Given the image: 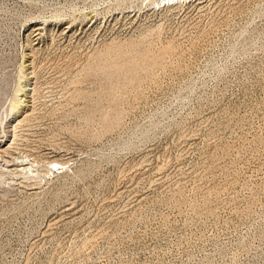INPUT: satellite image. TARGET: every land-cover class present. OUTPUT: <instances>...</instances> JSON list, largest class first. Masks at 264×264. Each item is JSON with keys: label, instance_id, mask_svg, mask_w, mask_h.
<instances>
[{"label": "rangeland", "instance_id": "1", "mask_svg": "<svg viewBox=\"0 0 264 264\" xmlns=\"http://www.w3.org/2000/svg\"><path fill=\"white\" fill-rule=\"evenodd\" d=\"M0 264H264V0H0Z\"/></svg>", "mask_w": 264, "mask_h": 264}, {"label": "bare ground", "instance_id": "2", "mask_svg": "<svg viewBox=\"0 0 264 264\" xmlns=\"http://www.w3.org/2000/svg\"><path fill=\"white\" fill-rule=\"evenodd\" d=\"M164 1H168V2H171L173 0H164ZM28 62V61H27ZM24 68V67H23ZM27 68V67H26ZM25 70V69H24ZM22 73V72H21ZM26 72H24V75L26 77L27 74H25ZM23 75V74H22ZM23 77V76H22ZM23 79V78H22ZM26 80V79H25ZM20 81V80H19ZM22 82V81H21ZM20 82V83H21ZM26 84V83H25ZM28 91H29V88L27 89V85L26 86H22V89L19 91L20 93L21 92H24L25 95H19L17 97V99H15L12 103V111H15V110H21V108H26L28 107V101H27V98H28ZM24 97V98H23ZM21 112V111H20ZM52 164H55L57 167H59L60 169H63L64 168V165L61 164V162H58V161H53ZM28 169V167H24L23 170H26Z\"/></svg>", "mask_w": 264, "mask_h": 264}]
</instances>
